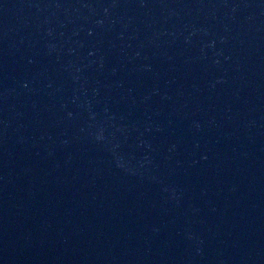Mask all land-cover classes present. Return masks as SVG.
Wrapping results in <instances>:
<instances>
[{
	"label": "water",
	"instance_id": "1",
	"mask_svg": "<svg viewBox=\"0 0 264 264\" xmlns=\"http://www.w3.org/2000/svg\"><path fill=\"white\" fill-rule=\"evenodd\" d=\"M0 264H264V0H0Z\"/></svg>",
	"mask_w": 264,
	"mask_h": 264
}]
</instances>
